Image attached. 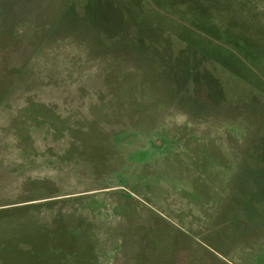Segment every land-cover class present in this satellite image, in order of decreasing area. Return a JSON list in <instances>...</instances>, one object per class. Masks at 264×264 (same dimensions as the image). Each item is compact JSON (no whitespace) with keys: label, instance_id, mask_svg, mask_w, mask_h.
Listing matches in <instances>:
<instances>
[{"label":"rangeland","instance_id":"1","mask_svg":"<svg viewBox=\"0 0 264 264\" xmlns=\"http://www.w3.org/2000/svg\"><path fill=\"white\" fill-rule=\"evenodd\" d=\"M0 264H264V0H0Z\"/></svg>","mask_w":264,"mask_h":264}]
</instances>
